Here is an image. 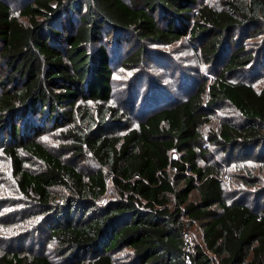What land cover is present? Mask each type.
Here are the masks:
<instances>
[{"label": "trees", "instance_id": "1", "mask_svg": "<svg viewBox=\"0 0 264 264\" xmlns=\"http://www.w3.org/2000/svg\"><path fill=\"white\" fill-rule=\"evenodd\" d=\"M20 15L25 23L0 0V68L7 71L0 95V134L8 135L3 152L12 165V188L41 215L32 231H45L65 261L11 248L0 264H114L111 254L122 248L132 251L128 264H264V206L227 203L219 172L197 163L208 112L220 104L236 109L241 122L224 121L212 143L264 157V88L231 81L253 55L235 48L212 81L184 100L152 107L133 126L127 113L109 105L113 72L102 42L103 29L118 40L133 35L140 46L122 65L134 66L143 63L146 43L169 45L189 36L211 64L221 59L229 35L251 27L259 32L264 0H226L220 9L198 0H31ZM64 118L69 151L78 158L89 154L101 170L85 175L35 139L46 124ZM20 150L42 168L26 169ZM104 170L121 198L98 208L107 191ZM56 188L72 195L62 206L53 204ZM194 225L204 240L196 248L185 238Z\"/></svg>", "mask_w": 264, "mask_h": 264}, {"label": "rangeland", "instance_id": "2", "mask_svg": "<svg viewBox=\"0 0 264 264\" xmlns=\"http://www.w3.org/2000/svg\"><path fill=\"white\" fill-rule=\"evenodd\" d=\"M4 1L9 4L14 16L25 23L26 20L20 12L31 0ZM130 1L126 0V2ZM224 1L226 0H198V4L220 9ZM60 21L64 29L63 19ZM72 23L75 27L79 24L77 15L73 17ZM162 25L164 26L163 23ZM257 30L259 32L256 33L255 28L251 27L245 32L237 30L229 35L221 59L211 64H206L199 53L198 44L186 36L179 42L169 45L159 42L146 43L143 63L124 66L122 60L132 54L140 43L133 35L124 34L120 40L113 39L111 30L103 29L102 42L107 45L113 72L109 105L127 113L132 125L135 126L142 119L145 111H149L152 107L162 108L184 100L194 93L200 84L212 81L220 73L221 65L228 58V54L242 46L253 55L252 64L245 71L232 76L231 81L250 84L257 90L263 89L264 24ZM61 47L64 48L65 44L63 43ZM6 75V69L0 68V95L6 88L2 82ZM12 87L14 86L10 85L8 88ZM77 104H86V102L79 100ZM87 104L94 105L92 102ZM208 117L210 123L201 130L202 140L197 147V163L200 166L213 167L219 172L227 203L240 200L254 209L259 205L264 206V157H250L240 149L232 150L230 153L229 149L222 147L223 145L213 144L211 141L212 135L216 134L224 121L240 123L239 113L229 104H220L208 112ZM34 118L38 120L37 117ZM69 126L70 122L67 118L62 119L58 124L50 122L35 139L75 165L85 175L101 170L100 165L89 154L78 158L69 151L70 141L66 136ZM31 129L32 127L27 129L26 140L33 135ZM7 139V134L5 136L0 134V256L8 249L24 248V250L45 253L51 260L61 263L65 258L59 257L54 252L55 246L53 242H49L45 231H32V224L41 217L35 214L38 210L29 202L28 197L21 195L16 188H12L14 185L11 175L12 165L3 152ZM19 154L26 169L37 172L42 168L41 162L31 158L23 150H20ZM104 174L107 191L95 202L98 208L111 205L121 198L119 191L111 182V176L106 170ZM246 179H251L253 184L247 183ZM52 193L53 204L58 206H62L72 197L69 191L62 188L53 189ZM185 238L194 248L203 246V233L199 225H194L187 231ZM111 256L114 264H128L132 260V251L129 248H122L114 251Z\"/></svg>", "mask_w": 264, "mask_h": 264}]
</instances>
